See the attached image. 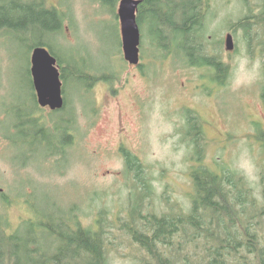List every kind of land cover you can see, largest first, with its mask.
<instances>
[{
    "label": "rangeland",
    "instance_id": "1",
    "mask_svg": "<svg viewBox=\"0 0 264 264\" xmlns=\"http://www.w3.org/2000/svg\"><path fill=\"white\" fill-rule=\"evenodd\" d=\"M42 2L57 10L60 23V31L48 36V47L66 61L67 73L84 77L67 79L63 108L35 107L30 45L39 34L30 25L0 27V221L6 235L22 237L19 247L7 246L9 251L18 247L14 264L54 256L59 244L46 227L69 232L75 223L102 232L105 264H144L146 251L123 225L132 207H140L143 222L148 212L160 216L185 210L193 193L191 171L199 164L217 172L223 167L237 171L253 197L262 199L264 132L253 134L251 120H260L264 128V117L238 115L264 114L259 102L264 76L258 71L264 59L256 43L264 41V0H203L197 45L226 68L228 88L219 89L216 97L201 90L216 86L208 79V67L192 66L183 52L169 54V46L156 44L161 39L154 42L159 36L150 16L139 25L141 52L148 60L141 71L123 57L118 0ZM238 18L253 26L237 33V48L229 57L225 35ZM159 42L169 43L167 36ZM192 59L202 65L200 56ZM230 63L234 69L229 73ZM200 102L207 105L208 117H194L203 150L197 160L184 113H194L191 107ZM27 117L39 124L26 123ZM66 118L69 142L57 152L62 134L54 126H63ZM40 126L49 130L44 133ZM119 146L144 166L150 194L142 195ZM31 247L40 251L33 253ZM84 261L79 252L61 264Z\"/></svg>",
    "mask_w": 264,
    "mask_h": 264
},
{
    "label": "trees",
    "instance_id": "2",
    "mask_svg": "<svg viewBox=\"0 0 264 264\" xmlns=\"http://www.w3.org/2000/svg\"><path fill=\"white\" fill-rule=\"evenodd\" d=\"M145 1L148 5L145 3L143 5L150 7V23L159 36L153 40L155 42L161 39L156 41L159 47L165 49L159 41H163L167 36L170 45L175 44L178 49L183 51L185 49L189 53L196 48L195 38L200 37L202 29L200 8L203 0ZM111 2L114 3L116 0ZM173 3L178 7L177 12L183 18L180 24L169 23L172 21L170 8L174 7ZM56 11L54 7L44 6L42 0H26V2L0 0V27L30 25L34 32L39 34V38L31 42V51L36 46L48 47L50 43L48 36H53L60 31ZM140 23L142 21L139 19L138 24ZM48 49L57 59L62 89L70 77L73 80L84 77V73L73 75L67 73L66 61L61 59L54 50L49 47ZM212 59H204L203 64L221 65L214 63ZM32 97L36 107L38 104L34 92ZM195 118L187 117L190 126L188 135L191 137L193 150H198L199 159L197 160H200L203 157V150L198 144L199 128L197 129ZM30 122L37 126L35 119L27 117L26 123ZM54 128L63 133L62 138L65 136L64 126L55 125ZM39 130L45 133L49 129L40 126ZM261 140L264 141V139ZM261 144L264 146L263 142ZM122 153L126 161V169L133 174L137 184L145 191L142 195L150 194L149 180L140 160L127 150H123ZM223 168L221 172H217L206 165L199 164L192 169L193 193L190 195L189 206L185 210L171 209L160 216L150 215L151 213L148 212L149 218H145L143 222L139 214L140 207L136 205V201V206L132 207L123 225L125 232L135 242L140 243L146 251L148 259L145 256L144 264H264V172H262V199L258 200L249 191L242 175L233 169ZM46 229L50 235H56L59 244L57 254L53 257L55 262L51 263L48 259L43 261L32 259L30 264H60V256L75 258L81 249L85 254V264L87 260L88 264H105L106 257L103 256L102 250L104 240L101 237V231L81 227L76 223L74 230L69 232L53 229L51 226H47ZM0 238L2 239L0 240V264H14L18 258L16 249L20 246L22 237L15 232L12 235H6L0 221ZM11 243L18 247L9 251L7 246ZM63 245L68 248H63ZM31 251L38 253L40 250L31 247Z\"/></svg>",
    "mask_w": 264,
    "mask_h": 264
},
{
    "label": "flooded vegetation",
    "instance_id": "3",
    "mask_svg": "<svg viewBox=\"0 0 264 264\" xmlns=\"http://www.w3.org/2000/svg\"><path fill=\"white\" fill-rule=\"evenodd\" d=\"M177 1V0H176ZM147 4L148 5V3L145 1V0H140V3L138 4V7H137V10H136V21H137V23H138V20L140 19L142 22H148V17L147 16H150L151 17V15H150V13L151 12H149V8L150 7H148V6H144L143 4ZM174 7L173 8H170V10H171V17H172V21L171 22H169V23H176V24H180L181 22H182V20H183V18L181 17V14H179L178 12H177V9H178V7L173 3L172 4ZM177 8V9H176ZM118 9V8H117ZM202 11H201V8H200V15L202 16V24H203V14L201 13ZM116 18H118V23H120V21H119V17H118V14L116 13ZM150 20H151V18H150ZM247 22H249V19H247V18H238L236 21H233L231 24H230V26H229V32L227 33V34H229V36H231V38H232V46H233V48L231 49V50H227L228 52H227V55H229V57H231L232 56V54L234 53V51H235V47H236V45H234V41H235V37H236V35H237V33H239V32H247L248 30H247V28L249 27V26H253V24H250L249 25V23H247ZM261 25H264V22L261 24ZM202 28H203V26H202ZM121 34V33H120ZM227 34L225 35V39H226V36H227ZM248 36H249V34H248ZM196 40H197V38H195ZM257 44H258V48H257V50H258V54H259V56L261 57V58H263L264 59V41L263 42H260V41H257L256 42ZM200 44V43H199ZM140 46H141V39H140V44H139V61H138V63L137 64H130L131 65V67H133V68H135V69H141V71H143V69L148 65V60L146 59V62H145V55H143V53L141 52V48H140ZM162 46H165V49L167 50L168 49V46H169V50H167V52H169V54H172L174 51L176 52L177 50H179V52H183V54H185V58L187 59V60H189V63L192 65V66H200V67H208L207 68V70L209 71V75H208V79H210L211 81H212V83H214V84H216V86L213 88V89H207V88H202L201 90H203V89H206L205 90V92L207 93V95H210V96H214V97H216L217 96V93H218V90L219 89H224V88H228V87H224L225 85H226V82H223V77H225L226 78V76H225V70H226V68L222 65V62L221 61H219V60H217L215 57H212V56H208V55H205V52L202 50V48H201V46H198V45H196L195 47V49H192V51L191 52H186V50L184 49V51L182 50V49H175L174 50V47L176 46L175 44H162ZM170 47H171V49H170ZM224 47H225V43H224ZM237 48V47H236ZM189 54V55H188ZM256 54H257V52H256ZM197 55L198 56H200L202 59H203V61L201 62L202 63V65L199 63V62H197L196 60H193L192 58L194 57V56H196L197 57ZM166 56H168V55H166ZM169 57V56H168ZM209 58H213L212 59V61L214 62V63H219V64H221V65H219V66H214V65H208V64H203L204 63V59H209ZM126 61V60H125ZM193 61H195V62H193ZM228 68V67H227ZM231 69H234L233 68V66L231 65V63H230V65H229V73L231 72ZM246 70H248L249 68L248 67H246L245 68ZM258 71H259V73H262L263 74V76H264V65L263 66H260L259 68H258ZM206 79V78H205ZM110 87V86H109ZM206 95V96H207ZM259 97H260V99H259V102H260V104H261V107L263 108V110H264V87L262 88V92L261 93H259ZM246 107H248V111H249V105H247ZM44 108H48V107H44ZM192 109H193V111H194V113H191L190 111L187 113V114H185L184 113V117H208L207 116V113H206V111H205V108H207V105L204 103V102H200L199 104H197V106L196 105H194L193 107H191ZM220 108H221V106H220ZM221 111H222V108H221ZM223 113V112H222ZM264 113V112H263ZM224 115H226L225 113H223ZM229 117H234L233 115H231V116H229ZM238 117H264V114H262V115H260V116H257L256 115V113H250V112H246V114H242V115H238ZM36 120V119H35ZM68 119L66 118L65 119V124L63 125L64 126V134H65V136H63V138H62V136H61V140H60V142L61 143H59V141H58V145H57V148H56V151L57 152H62L63 150V148L68 144V142H69V133H68V129H69V121H67ZM197 120V119H196ZM251 122H252V124L254 125V132H253V134H255V135H257L258 137H260V135L259 134H261L262 132H264V128L261 126V123H260V120H255V119H252L251 120ZM36 124H39V122H36ZM251 127H252V125H251ZM54 129V128H53ZM54 131H55V133H57L58 131H57V128H55L54 129ZM61 133V132H60ZM63 134V133H62ZM122 148V146H119L118 147V149H121ZM123 150H125V149H121V151L123 152ZM57 152H55V153H57ZM50 155H54V154H50ZM71 228V227H70ZM74 228L75 227H73V228H71L72 230H74ZM102 250H103V256H105V257H107L106 256V249H105V242H103L102 243ZM80 253H83V250L81 249L80 251H79ZM79 252L77 253V255H76V257L75 258H77L78 257V255H79ZM57 254V253H56ZM84 254V253H83ZM85 255V254H84ZM71 258V257H70ZM62 259H68V257H64L63 255L62 256H60V261H59V263L61 264V262H62ZM65 262H66V260H64ZM69 263H71V262H69Z\"/></svg>",
    "mask_w": 264,
    "mask_h": 264
},
{
    "label": "water",
    "instance_id": "4",
    "mask_svg": "<svg viewBox=\"0 0 264 264\" xmlns=\"http://www.w3.org/2000/svg\"><path fill=\"white\" fill-rule=\"evenodd\" d=\"M139 3L140 0H119L117 9L123 56L130 64H137L139 61L140 30L135 14ZM225 48L227 50L233 48L229 34L225 39ZM30 63L37 104L51 110L61 109L64 106V97L56 57L46 46H36L32 49Z\"/></svg>",
    "mask_w": 264,
    "mask_h": 264
},
{
    "label": "bare ground",
    "instance_id": "5",
    "mask_svg": "<svg viewBox=\"0 0 264 264\" xmlns=\"http://www.w3.org/2000/svg\"><path fill=\"white\" fill-rule=\"evenodd\" d=\"M32 84H33V83H32ZM51 257H52V258H51ZM51 257H47L48 261L51 262V263L55 262L54 259H53L54 256H51Z\"/></svg>",
    "mask_w": 264,
    "mask_h": 264
}]
</instances>
